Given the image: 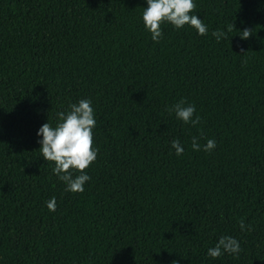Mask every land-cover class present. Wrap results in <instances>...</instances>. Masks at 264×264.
Returning a JSON list of instances; mask_svg holds the SVG:
<instances>
[{
  "label": "trees",
  "instance_id": "16d2710c",
  "mask_svg": "<svg viewBox=\"0 0 264 264\" xmlns=\"http://www.w3.org/2000/svg\"><path fill=\"white\" fill-rule=\"evenodd\" d=\"M194 3L206 35L154 42L145 0H0V264H264V0ZM81 99L97 156L70 193L36 132ZM221 236L239 253L207 256Z\"/></svg>",
  "mask_w": 264,
  "mask_h": 264
},
{
  "label": "clouds",
  "instance_id": "9594fccd",
  "mask_svg": "<svg viewBox=\"0 0 264 264\" xmlns=\"http://www.w3.org/2000/svg\"><path fill=\"white\" fill-rule=\"evenodd\" d=\"M147 7L143 8L142 22L145 30L150 33L154 42H159L162 37L161 24L168 23L174 28L180 29L185 25L192 28L197 35L203 36L208 32V27L193 14L194 0H145ZM239 35L241 40H247L250 36L248 29H242ZM212 36L219 42L227 39L225 31H212ZM170 112L175 113L177 120L184 124L196 126L199 116L194 117L195 106L186 104L181 100L175 104ZM57 123L53 126L49 120L42 124L37 132V143L40 145V157L46 162H54L53 174L65 184V190L70 193L84 191V185L90 180V176L84 171L97 156V149L93 147V129L96 125L94 109L90 99H81L68 105L64 111L56 113ZM192 149L200 151L201 145L197 138H192ZM216 147V141L208 139L203 145V150L209 152ZM171 148L180 156L184 148L178 140L171 141ZM79 173L76 175L75 173ZM47 208L55 210V200L47 202ZM241 230H245V224L240 222ZM240 251V243L232 236H221L214 247L207 250V256L212 259L221 257L224 253L237 254Z\"/></svg>",
  "mask_w": 264,
  "mask_h": 264
}]
</instances>
